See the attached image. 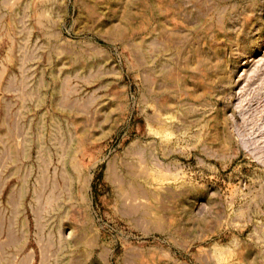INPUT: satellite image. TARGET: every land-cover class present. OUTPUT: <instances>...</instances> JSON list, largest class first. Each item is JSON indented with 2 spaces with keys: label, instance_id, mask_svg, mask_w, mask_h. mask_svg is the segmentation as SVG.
<instances>
[{
  "label": "rangeland",
  "instance_id": "1",
  "mask_svg": "<svg viewBox=\"0 0 264 264\" xmlns=\"http://www.w3.org/2000/svg\"><path fill=\"white\" fill-rule=\"evenodd\" d=\"M0 264H264V0H0Z\"/></svg>",
  "mask_w": 264,
  "mask_h": 264
}]
</instances>
